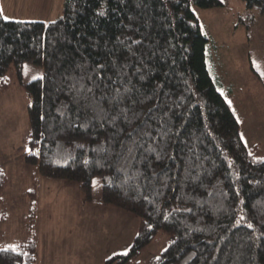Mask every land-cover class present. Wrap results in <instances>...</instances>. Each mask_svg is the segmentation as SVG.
I'll use <instances>...</instances> for the list:
<instances>
[{
  "label": "trees",
  "instance_id": "obj_1",
  "mask_svg": "<svg viewBox=\"0 0 264 264\" xmlns=\"http://www.w3.org/2000/svg\"><path fill=\"white\" fill-rule=\"evenodd\" d=\"M244 1L264 14V0ZM192 3L209 8L225 2L64 0L48 22L5 19L0 10V92L14 76L30 96L25 162L42 176L76 181L84 202L100 177L102 203L139 217L127 255L102 264H132L160 230L169 241L151 264H264V155L260 144L246 146L209 73L208 38ZM25 61L42 67V75L27 83L21 80ZM98 64L107 66L100 76L92 72ZM117 69L126 73L123 84ZM125 86L132 91L119 106L102 99ZM120 107L130 109L133 123L124 121ZM101 108L106 118H94L104 115ZM113 116L119 117L115 126ZM149 146L157 151L146 152ZM7 184L0 166V193ZM27 194L26 235L0 247L8 249L0 252V264H36L35 183Z\"/></svg>",
  "mask_w": 264,
  "mask_h": 264
},
{
  "label": "rangeland",
  "instance_id": "obj_2",
  "mask_svg": "<svg viewBox=\"0 0 264 264\" xmlns=\"http://www.w3.org/2000/svg\"><path fill=\"white\" fill-rule=\"evenodd\" d=\"M60 2L0 0V10L3 17L48 22L62 10ZM224 2L209 8L192 3L191 8L208 38L207 68L235 113L241 138L248 148L260 144L264 155V14L244 0ZM21 70L23 83L42 75V67L31 61L23 62ZM10 80L0 92V166L8 175L0 193V247L25 237L23 225L31 206L27 192L35 183L36 264H102L128 251L139 217L102 203L100 177L93 179L91 201L84 202L76 181L42 176L36 165L25 162L30 96L16 77ZM168 241L169 235L158 231L132 264H151Z\"/></svg>",
  "mask_w": 264,
  "mask_h": 264
},
{
  "label": "snow or ice",
  "instance_id": "obj_3",
  "mask_svg": "<svg viewBox=\"0 0 264 264\" xmlns=\"http://www.w3.org/2000/svg\"><path fill=\"white\" fill-rule=\"evenodd\" d=\"M104 14H105V13H104L103 11H101V12L98 13V15H100V16H103ZM5 19H7V17H5ZM133 43H134V44H139V43H141V42H140V41H135V40H134ZM129 51H132V50H131V46H129ZM132 55H136V53H135L134 51H132ZM153 55H154V53H153ZM254 63H255V62H254ZM112 67H113L114 69L116 68V64H115V62H113ZM123 67L126 68V67H127V64H125ZM106 69H107V66H106L105 64H98V65H96V66L92 69V72H93L94 74H96L97 76H100L101 72H102V71H106ZM137 72H139V69H137ZM123 75H126V73H122L119 69H117V77L120 78V80H121V84H123V79H122V76H123ZM91 78H92V77L89 76V79H91ZM139 78H140V80H144V79H145V76H144V75H140ZM108 79L111 80L112 77L109 76ZM101 80H103V77H101ZM97 87H99V85H97ZM105 87H108V85L106 84ZM156 87H157V88H160V87H162V85H160V84L158 83V84L156 85ZM131 91H132V88L127 87V86L124 87L123 92H121L120 88L117 87V88L113 89V93H112V94H109L108 92H104V93L102 94V99H103V98H108V99L110 100V102L113 104V106H119L120 104H122V102H123V100H124V98H125V95L128 94V93H130ZM88 92H90V93L93 92V89L89 88V89H88ZM129 98H130V97H129ZM93 100H94V95H93ZM133 103L135 104L136 102L133 101ZM129 111H130V109H129V108H126V107H120V108H119V113H120V115H122V116L124 117V121H125L127 124H131V123H133V121H132L131 119H129V117H128V115H127V113H128ZM151 111H152V109H149V112H151ZM100 112H101V113H104V115H99V114H98V116H97V117H94V118H99V119H104V118H106V114H107L106 110H105L104 108H101V109H100ZM133 116H134V117H138V113L133 112ZM118 118H119L118 116H113V117L111 118V120L109 121V123H112V124L115 126V121H116ZM141 123H143V121H141ZM101 127H103V125H101ZM118 131L123 132L124 129H118ZM135 131H136V129H133V132H135ZM133 132H128L127 135H128L129 138H132L133 143L135 144V143H136V140H135V138L133 137ZM141 134H142V135H145V136H151V135H152L150 132H147V131H142ZM154 139H155V137H154ZM78 146H79V147H83V145H78ZM28 151L31 152L30 149H29ZM145 151H146V152H149V153H152V152H156L157 149H156L155 147L149 146L148 148L145 149ZM128 152H129V154H131V153L133 152V148L129 147V148H128ZM117 155H119V154H117ZM249 155H251V154L249 153ZM156 158H157V160L163 159V157H161L159 154H157V157H156ZM168 158H169V159H174V157H172V156H170V155H169ZM144 159H146V157H145ZM84 163L87 164L88 161H85ZM149 167H151V164H149ZM137 172L139 173V170H137ZM140 174L142 175V173H140ZM156 175H157V173L153 172V176H156ZM93 183H95V181H93ZM248 227L251 228L252 225L249 224ZM7 251H8L7 248L0 249V252H7ZM12 251H15V247H14V246L12 247ZM124 255H127V253H124Z\"/></svg>",
  "mask_w": 264,
  "mask_h": 264
},
{
  "label": "crops",
  "instance_id": "obj_4",
  "mask_svg": "<svg viewBox=\"0 0 264 264\" xmlns=\"http://www.w3.org/2000/svg\"><path fill=\"white\" fill-rule=\"evenodd\" d=\"M10 1H17V0H10ZM63 2H64V0H61V2H60V5L62 4V6H63ZM61 12V11H60ZM2 13V12H1ZM60 13H58L57 15H59Z\"/></svg>",
  "mask_w": 264,
  "mask_h": 264
}]
</instances>
